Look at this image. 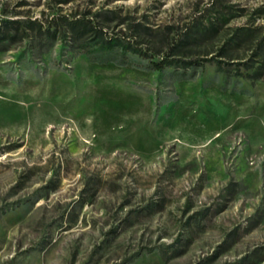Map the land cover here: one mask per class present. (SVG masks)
<instances>
[{
  "label": "rangeland",
  "instance_id": "374dc122",
  "mask_svg": "<svg viewBox=\"0 0 264 264\" xmlns=\"http://www.w3.org/2000/svg\"><path fill=\"white\" fill-rule=\"evenodd\" d=\"M5 21L0 264H264V0H0ZM168 54L195 63L150 68Z\"/></svg>",
  "mask_w": 264,
  "mask_h": 264
},
{
  "label": "trees",
  "instance_id": "16d2710c",
  "mask_svg": "<svg viewBox=\"0 0 264 264\" xmlns=\"http://www.w3.org/2000/svg\"><path fill=\"white\" fill-rule=\"evenodd\" d=\"M63 20H61L59 25L61 28L64 30V33H69L70 36H72L75 40H80L83 37H85L88 34H92L93 37H95V40L99 43V46L103 49H113L117 46L127 48V50H131L135 53H139L140 55H146V53L142 52L141 49H137L136 46L126 43L124 44V40L120 38H106L104 37V33L101 29L94 28L91 23L88 20L84 19H74V20H69L66 19L65 17H62ZM18 21H5L4 26L0 25V30H10L12 29H17L18 27L16 25H13V23H17ZM124 23V22H122ZM34 26H37L34 22H31L29 24V27L32 29ZM194 28H189L187 32H185L186 39L180 40L179 43L176 45L170 46V50H174L175 48L181 47V45L187 44L191 41L198 40L200 34L203 36V33L201 32V29H199L198 25H193ZM129 31L131 33L133 32L134 37H138L139 39L143 40H148L152 42V30L149 28L147 25H141V23H131V25L128 26ZM214 29V27H212ZM212 28H208L207 30H212ZM245 32L242 33L241 35L237 34L234 40H229L228 42H232L233 44L240 42L242 39H247L252 35L251 31L248 29H244ZM37 33H41L39 26L35 30ZM49 32V31H48ZM163 40V39H162ZM259 47L261 48L260 57L261 60L258 61L257 67L254 69L253 73H251L249 76L250 78L254 80H264V43H260ZM258 47V48H259ZM259 48V49H260ZM158 50V49H157ZM156 50V51H157ZM224 48L221 49V52H224ZM158 52V51H157ZM170 55H166L164 57H161L159 60H151L150 61V68L153 70L157 71H162L168 67H183V66H189L193 63L194 61H180L178 59H173L169 57ZM118 64H123L122 62H117Z\"/></svg>",
  "mask_w": 264,
  "mask_h": 264
}]
</instances>
